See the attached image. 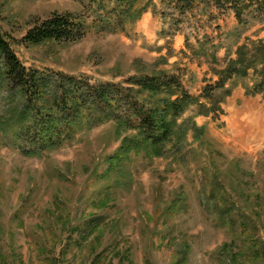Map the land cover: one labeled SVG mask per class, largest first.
Segmentation results:
<instances>
[{"label":"rangeland","instance_id":"374dc122","mask_svg":"<svg viewBox=\"0 0 264 264\" xmlns=\"http://www.w3.org/2000/svg\"><path fill=\"white\" fill-rule=\"evenodd\" d=\"M174 4L138 0L137 11L147 7L132 19L115 0H0V33L27 68L133 91L130 78L166 73L199 98L240 44L264 40V22L239 26L229 7L197 2L181 14ZM53 12L81 16L83 37L20 42ZM253 77L216 91L221 111L189 104L182 135L161 154L134 149L112 170L109 156L131 136L114 122L39 155L23 154L17 125L4 126L0 264H90L102 251L100 264H173L184 250L186 264H264V94L247 93ZM8 111L1 92L0 116Z\"/></svg>","mask_w":264,"mask_h":264},{"label":"trees","instance_id":"16d2710c","mask_svg":"<svg viewBox=\"0 0 264 264\" xmlns=\"http://www.w3.org/2000/svg\"><path fill=\"white\" fill-rule=\"evenodd\" d=\"M122 17L132 19L138 0H115ZM181 14L204 2L216 8L229 7L239 26L251 16L264 22V0H174ZM85 22L71 12H53L44 20H34L20 42L40 45L46 42L69 43L83 37ZM236 58L218 70L214 84L206 85L199 98H193L180 81L166 73L143 74L129 80V87L105 83L93 85L85 78L60 72L25 67L10 42L0 33V89L8 103V114L0 116V129L17 125L15 132L23 154L39 155L71 141L78 130L104 122H114L131 136L122 139L119 150L109 156L108 169L121 167L131 150L143 148L161 154L165 146L182 135L178 123L186 107L203 99L208 112L221 111L216 91L229 95L227 81L232 77L254 75L248 94H264V40L247 39L236 48ZM212 60L216 62L215 56ZM132 93L134 94H131ZM0 92V93H1ZM202 106L203 103H201ZM194 129L195 126L193 125ZM102 251L90 264H100ZM186 251L173 264H186Z\"/></svg>","mask_w":264,"mask_h":264}]
</instances>
